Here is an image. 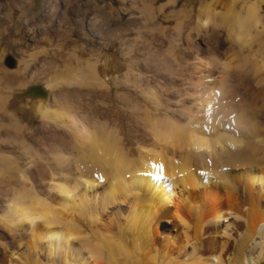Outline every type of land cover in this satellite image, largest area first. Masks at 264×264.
Listing matches in <instances>:
<instances>
[{
    "label": "bare ground",
    "instance_id": "1",
    "mask_svg": "<svg viewBox=\"0 0 264 264\" xmlns=\"http://www.w3.org/2000/svg\"><path fill=\"white\" fill-rule=\"evenodd\" d=\"M216 1L199 3L198 26L188 40L195 49L194 59L202 53L209 55L210 64L219 71L217 82H206L210 75H198L206 84L193 86L202 90L199 97L189 98L197 102L194 112L186 106L189 101L182 100L180 110L173 112L176 118L153 116L147 133L135 141V155H128L92 109L86 111L81 102L76 106L78 113L58 107L54 87H36L35 77L29 74L30 62L52 65L60 52L72 51L69 15L71 8L81 13L85 1L72 0L54 29L42 25L36 31L35 22H51L56 0L38 4L37 0H13L4 19L10 23L5 31L9 37L40 46L29 60L16 59L15 69L0 70L4 95L0 96V264L22 263L23 249L36 264L44 263V254L48 259L44 264H55L51 260L59 252H64V263L68 256L71 264L264 262V91L248 88L252 100L246 104L241 93L246 86L243 78L224 86L231 72L245 69L254 53L250 51L253 44L258 52L264 51V7L262 0L243 1L239 6L237 0L218 5ZM135 2L142 4L141 13L150 19V2ZM220 35L242 52L217 57L211 43ZM101 43L105 52L90 66L89 76L76 70L72 78L63 76L60 82L67 87L85 86L91 77L106 84L116 61L107 52L110 42L103 38ZM151 45L137 51L140 65L136 67L157 80L160 71L151 68V56L157 50ZM258 63L264 67V58ZM207 72L199 70V74ZM53 75L58 80L56 72ZM205 85L225 87L224 97H214L213 91L202 89ZM42 132H54L55 140L63 136L69 153L82 160H75L59 175L52 170L55 167L49 169V157L44 159L49 147L39 145ZM42 183L47 189L39 197L34 187ZM25 189L30 193L16 192ZM174 197L177 202L172 210ZM221 233L226 238L219 237Z\"/></svg>",
    "mask_w": 264,
    "mask_h": 264
},
{
    "label": "rangeland",
    "instance_id": "2",
    "mask_svg": "<svg viewBox=\"0 0 264 264\" xmlns=\"http://www.w3.org/2000/svg\"><path fill=\"white\" fill-rule=\"evenodd\" d=\"M71 1L72 0H56V10L51 9L54 10V15L51 19L52 23L50 22L52 26L50 23L42 24V22H35L37 26L33 24L34 26L32 25V28L39 31L44 26L48 25L50 28L52 27L54 29V27L57 26L58 18L66 10L65 7L69 5ZM83 1H85L86 5L84 4L82 12L76 14L73 8H71V14L69 15V26L72 37L68 39V43L70 44V48L74 46V48L71 49L73 52L70 50L60 52L55 58V64L52 65L43 64V66L40 67L37 66L38 62H36V64L35 62H30L28 69L29 74L35 77L34 79H36L37 82L36 87L44 88L46 85L54 87L52 90L57 94V100L59 101L58 107H67L75 113H78L76 106H78V102H81L85 105L84 108L86 111L89 112L92 109L93 113L96 114V120L106 126V128L112 131L117 137L121 144L120 147L123 146L121 148L125 149L122 151L128 155H135L138 147L135 141L138 136H143L147 133V123L153 116L167 115L169 117L170 115V118L172 116L176 118V113L173 114V112L180 110V106L183 103L182 100L189 101L191 99L190 101H192L196 98V95L198 97L200 96L199 94H201L202 90L199 92L198 90L201 88H194V85H200L201 82L204 85L207 81L210 83L213 80L217 82L219 71L217 72V70H215L214 64V66L210 64L213 62L209 60V55L202 53L198 60L194 59L195 49L192 48L188 40V34H194V30L198 26V8L202 0H148L150 2L152 15L150 19L141 13L142 4L139 2L134 3V0ZM217 1V5L220 2H229V0ZM237 1L236 6H239L241 2L247 0ZM12 2L13 0H0V70L4 69L8 71L15 69L16 59L22 57L29 60L30 54L39 51V47L37 48V46H40L36 44V42L33 43V41L27 42L25 39L8 36L9 33L5 30L9 28L10 23L4 21V19L8 14ZM39 2L40 0H37V4ZM262 3L261 6L264 7V0H262ZM47 11H49V9H47ZM89 21L91 22V27L87 30L86 27H88ZM103 38H105L107 42H110L107 52L113 55L115 58L114 61H116L114 73L107 78V83L105 82L106 84L102 86L99 82H96L90 77L89 85L67 87L62 84L59 80L60 77L62 78L64 76L62 79L65 77V79L72 78L76 70L78 72L80 71L77 73L83 75L85 78L87 77L86 75L89 76L90 66L95 63L99 55L101 56V54L105 52L102 49L103 45L101 43ZM262 40L264 41V36ZM151 44L155 45L157 50L154 53L155 56H151L152 71L156 73L160 71L159 73L161 74L159 78L157 77V80L152 78V73L136 67V65H140L136 55L137 51L143 52V49L152 46ZM212 45L216 53L215 55L221 59L231 54H239L242 52L231 40L229 43L223 35H220L216 41H213L211 43V46ZM250 48H252L250 49L251 53H255L251 56L257 57L249 58V63H246L245 69L243 68L244 70H241L238 74L237 72H231L232 74L230 73L229 81L227 79L228 83L227 81L225 83L227 85H224L226 87L230 83L236 82L238 77L243 78L246 86H248H245V88L243 87L241 90L246 104H250L252 100L248 95V88H252L256 91H264V69H262L264 67H261L258 63L263 60L264 51L263 49H259L258 52V48L255 44ZM237 50L238 52H236ZM261 56L263 57L262 59H260ZM37 57L41 59L39 55ZM161 60L164 62L162 63ZM255 63L258 65H255ZM194 64L201 71L205 69L208 70L209 72H207V75L206 73H204L205 75L199 74V70H195L196 67H194ZM248 69H250V71ZM53 71L58 75V80L54 78ZM253 73L254 76L252 75ZM198 75L207 76L208 78L210 75V78L206 79L204 83L205 80L197 79V77H199ZM53 83L56 84L54 85ZM258 85L261 86L259 87ZM209 86L210 85H205V88L203 87L202 89L211 92L219 90V92H221L220 95L215 97H218V99H220V96L222 98V95L224 97L225 87L222 89V87L219 86L218 89L216 85H211L212 87ZM258 87L259 89H257ZM182 90H186L187 92L189 90L191 95L194 94L191 96L187 94V92L185 93V91L182 92ZM195 90H197L198 93ZM174 95H176V98ZM177 95H179V98ZM185 95H189L190 97H185ZM0 96L3 97L4 95L0 93ZM60 98L62 99L60 100ZM190 101L187 102L186 106L189 105L193 107L191 112H194V106L197 105V102L194 104L195 102L191 103ZM10 110L12 109L10 108ZM181 110L186 112L184 109ZM17 114L18 117H22L21 111H17ZM49 132H42L43 135H40V141L43 142L41 143L39 141V145L45 148L49 147L48 155L46 157L44 155V159L49 157L46 159L49 169L55 167L52 170L59 175L60 173H64L61 171L62 169H65L66 166L72 164L75 160H82V157L80 155L76 157V155L73 154V156L69 153V149L62 139L63 136L59 134L58 138L61 137L55 140L56 134L54 132ZM51 134L53 136H51ZM44 140L46 143L49 142L50 145L49 143L46 144ZM65 146L67 148H64ZM60 157L61 161H58L57 159ZM46 185L47 184L42 183V185L39 184L35 186L34 190L37 191H35V194H38L37 196L39 197L44 196L47 189ZM16 192H24L25 195L30 193L27 189L16 190ZM175 198L176 197L172 200V206L170 205V209L172 210L174 209L173 203L177 202ZM219 237L226 238L222 233ZM77 245L79 247V244ZM21 252L22 255H20L19 260L22 263L19 262L20 264H36L30 253L25 252L24 249ZM64 258V252H59L54 255L51 261L55 264H71L68 256H66L68 259L67 263H64ZM41 261L44 263L48 261L45 254L41 258ZM260 264H264V262L262 261Z\"/></svg>",
    "mask_w": 264,
    "mask_h": 264
},
{
    "label": "snow or ice",
    "instance_id": "3",
    "mask_svg": "<svg viewBox=\"0 0 264 264\" xmlns=\"http://www.w3.org/2000/svg\"><path fill=\"white\" fill-rule=\"evenodd\" d=\"M225 69L228 70V65H224ZM240 70H244L243 68H241ZM250 71V69H248ZM212 95L215 97V96H219L220 95V92L219 91H216V92H213ZM209 109L211 108V105L208 106Z\"/></svg>",
    "mask_w": 264,
    "mask_h": 264
}]
</instances>
